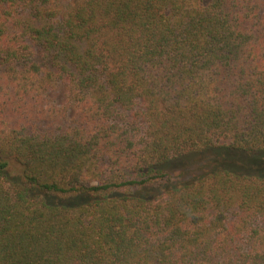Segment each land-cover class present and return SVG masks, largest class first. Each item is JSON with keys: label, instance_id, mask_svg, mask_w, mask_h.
I'll list each match as a JSON object with an SVG mask.
<instances>
[{"label": "trees", "instance_id": "trees-1", "mask_svg": "<svg viewBox=\"0 0 264 264\" xmlns=\"http://www.w3.org/2000/svg\"><path fill=\"white\" fill-rule=\"evenodd\" d=\"M0 264H264V0H0Z\"/></svg>", "mask_w": 264, "mask_h": 264}, {"label": "rangeland", "instance_id": "rangeland-1", "mask_svg": "<svg viewBox=\"0 0 264 264\" xmlns=\"http://www.w3.org/2000/svg\"><path fill=\"white\" fill-rule=\"evenodd\" d=\"M64 95H65V92L62 86L56 87V89L51 93V97L53 101L58 106H61L63 104L64 98H65ZM9 172L13 176H19L21 175V168L15 165H11Z\"/></svg>", "mask_w": 264, "mask_h": 264}]
</instances>
